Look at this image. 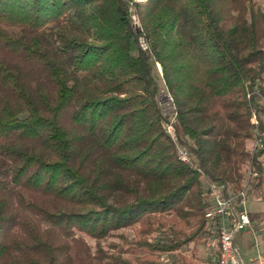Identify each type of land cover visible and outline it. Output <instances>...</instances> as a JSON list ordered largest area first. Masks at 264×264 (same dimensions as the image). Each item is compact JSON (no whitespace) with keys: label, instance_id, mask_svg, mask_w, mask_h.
Segmentation results:
<instances>
[{"label":"trees","instance_id":"1","mask_svg":"<svg viewBox=\"0 0 264 264\" xmlns=\"http://www.w3.org/2000/svg\"><path fill=\"white\" fill-rule=\"evenodd\" d=\"M156 64L202 174L176 157ZM263 84L253 0H0V264H161L203 244L201 175L239 191L251 164L264 199ZM125 228L110 253L85 241Z\"/></svg>","mask_w":264,"mask_h":264},{"label":"built area","instance_id":"2","mask_svg":"<svg viewBox=\"0 0 264 264\" xmlns=\"http://www.w3.org/2000/svg\"><path fill=\"white\" fill-rule=\"evenodd\" d=\"M133 19L135 18L133 17ZM134 24L135 26L137 25L136 22ZM138 45L142 51L148 50V44L143 36L138 37ZM158 73L162 81L160 66ZM162 84L164 87L163 81ZM159 92L161 97L166 100L163 105V113L170 120V124L166 126V133L173 143L177 159L182 164L202 174L190 151L177 140L172 125L174 115L171 107L173 101L171 96L166 94L165 87L164 90H159ZM251 113V123L255 125V128L252 138L249 140L247 151L253 154L262 148V139L256 127L257 121L254 110ZM244 167V180L239 191H234L229 184L213 182L201 175L208 204L205 219L209 237L206 240L205 255L212 264H264V254L258 253L256 256L245 260L237 246L238 238L252 228V221L247 209L248 192L251 188V183L259 180V175L251 164H247Z\"/></svg>","mask_w":264,"mask_h":264},{"label":"rangeland","instance_id":"3","mask_svg":"<svg viewBox=\"0 0 264 264\" xmlns=\"http://www.w3.org/2000/svg\"><path fill=\"white\" fill-rule=\"evenodd\" d=\"M255 7L264 10V0H253ZM158 65L153 66V75L155 76L159 90H164L160 74L158 73ZM264 85V84H263ZM261 104L264 105V100H261ZM249 141L246 144L248 150ZM245 167H243L244 169ZM247 209L250 214L252 221V228L249 232L243 233L237 241V246L240 254L245 260L256 256L258 253L264 254V199L258 196L256 193L251 192L247 201ZM155 234L149 238L152 240ZM134 238V232L132 228H125L113 232L110 236L104 238L98 243L88 237H85V241L90 246L92 252H95L99 247L104 252L110 253L113 246L121 247L124 245V240L131 241ZM206 241L197 246L193 247V244L183 246L173 254H164L160 256L161 264H172L179 260L181 257H186L189 260H193L196 264H212L211 261L206 257L205 253ZM126 246V245H125ZM124 246V247H125Z\"/></svg>","mask_w":264,"mask_h":264}]
</instances>
